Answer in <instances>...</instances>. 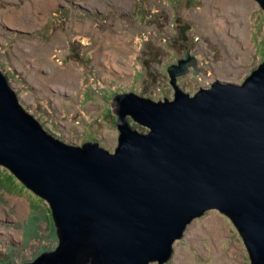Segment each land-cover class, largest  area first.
<instances>
[{
    "label": "water",
    "instance_id": "95a60500",
    "mask_svg": "<svg viewBox=\"0 0 264 264\" xmlns=\"http://www.w3.org/2000/svg\"><path fill=\"white\" fill-rule=\"evenodd\" d=\"M189 52L167 69L174 99L113 96V153L48 133L0 71V164L50 202L59 239L23 264H163L210 209L233 220L252 264H264V61L242 84L216 80L191 95L176 85L189 66L197 74Z\"/></svg>",
    "mask_w": 264,
    "mask_h": 264
},
{
    "label": "rangeland",
    "instance_id": "374dc122",
    "mask_svg": "<svg viewBox=\"0 0 264 264\" xmlns=\"http://www.w3.org/2000/svg\"><path fill=\"white\" fill-rule=\"evenodd\" d=\"M229 7L241 14L226 16ZM10 11L18 24L9 23ZM189 50L199 71L189 66L177 76L185 92L216 80L242 84L264 61V8L257 0H0V71L21 106L67 144L98 142L115 152L113 96L174 99L167 69ZM113 51L127 70L104 59ZM58 244L50 202L0 164V264L32 262ZM163 264L252 261L233 220L210 209L192 220Z\"/></svg>",
    "mask_w": 264,
    "mask_h": 264
},
{
    "label": "bare ground",
    "instance_id": "6f19581e",
    "mask_svg": "<svg viewBox=\"0 0 264 264\" xmlns=\"http://www.w3.org/2000/svg\"><path fill=\"white\" fill-rule=\"evenodd\" d=\"M225 12H226V16L227 15H230L232 17H237L241 14V10H237L235 9V7H229V8H226L224 9ZM16 12H12L10 11V20H9V23H15V24H18V22L21 20L20 16L17 14H15ZM229 17V16H228ZM86 42V41H85ZM111 57H108L107 55L104 56V59L105 60H110L112 59L113 61V66L114 68L120 70L122 67H125L126 65L123 63V62H120V60L118 59V53H116V51H113L112 54H110ZM123 70H127V68L125 67ZM76 71L72 68H68L66 69V74L72 78L77 76V74L75 73ZM42 126V124H41Z\"/></svg>",
    "mask_w": 264,
    "mask_h": 264
},
{
    "label": "flooded vegetation",
    "instance_id": "af4514ba",
    "mask_svg": "<svg viewBox=\"0 0 264 264\" xmlns=\"http://www.w3.org/2000/svg\"><path fill=\"white\" fill-rule=\"evenodd\" d=\"M178 19H181V18H180V17H178ZM181 21H182V19H181ZM186 54H187V53H185L184 57L186 56ZM184 57H182V58H179L178 60H180V59H183ZM178 60H177V61H178ZM177 61H176V62H177ZM174 64H175V63H174ZM198 70H199V68H198ZM198 70H197V73H198ZM193 71H194V69H193ZM194 74H195V72H194ZM167 100H168V99H167Z\"/></svg>",
    "mask_w": 264,
    "mask_h": 264
},
{
    "label": "clouds",
    "instance_id": "9594fccd",
    "mask_svg": "<svg viewBox=\"0 0 264 264\" xmlns=\"http://www.w3.org/2000/svg\"><path fill=\"white\" fill-rule=\"evenodd\" d=\"M20 105H21V104H20ZM29 114H30V113H29ZM31 116H32V115H31ZM32 117H33V116H32ZM33 118H34V117H33ZM34 119H35V118H34ZM35 120H37V119H35ZM58 245H59V244H58ZM58 245H57V246H58ZM53 250H54V249H53ZM26 263H29V262H26ZM22 264H23V263H22Z\"/></svg>",
    "mask_w": 264,
    "mask_h": 264
}]
</instances>
